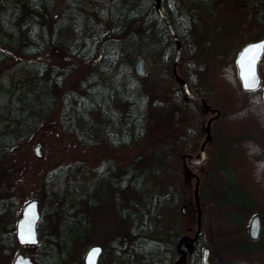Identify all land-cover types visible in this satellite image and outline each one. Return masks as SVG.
<instances>
[{
    "label": "rangeland",
    "instance_id": "obj_1",
    "mask_svg": "<svg viewBox=\"0 0 264 264\" xmlns=\"http://www.w3.org/2000/svg\"><path fill=\"white\" fill-rule=\"evenodd\" d=\"M109 2L86 0V5L97 8L103 14ZM232 3L217 5V15L200 9V23L194 29V37L189 43L181 45L177 64L175 61L171 63L166 74L154 60L149 62L146 57L145 74H137L136 62L142 56L139 55L131 61L132 80L115 74L107 79L106 85L121 84L120 81L126 85L131 81L138 93L146 96L151 105L150 125L142 137L129 144L118 145L111 144L107 137L93 143L80 141L62 126L59 103L30 137L13 147L7 160L0 162V174L3 177L2 185L20 200L17 217H20L23 205L36 198L39 200L40 218L49 229L55 230L68 217H75L76 222L82 224H90V230L82 233L76 247L79 256H82V263L85 264L87 249L93 244H100L103 252L99 261L102 256L105 257L101 264H113L115 254L120 256L117 264H143L129 249L139 234L132 232L131 220L122 212L125 214V210L130 207L135 209L137 205L147 209L156 194H167L170 187L175 185L180 194L178 203L163 209L160 223L163 230L172 233L176 243L182 235L193 236L198 229L194 195L198 182L202 207L201 231L211 249L212 264L238 261L264 264V184L255 183L248 171L253 165L243 153L247 140H257L255 144H259L260 139V145L264 143V120L258 117L254 108L246 113L237 108L238 102L242 106L245 99L250 101L252 98L241 87L236 63L241 47L260 39L264 31L255 24L245 7ZM64 4L65 0H57L55 17H59ZM83 33L93 34V30ZM253 36L255 40H251ZM39 57L51 66L56 65L61 71L68 72L61 93L92 67L58 46L48 48ZM23 59V56L11 52L0 66V75ZM175 70L188 82L190 72L194 82L191 89L208 92L207 101L211 110H206L198 99L185 93ZM259 71L264 79V59L259 63ZM211 117H214L211 123L212 139L205 145L208 158L199 164H193L188 159L187 164L193 170V173H188L184 169L183 156L192 153L195 159L199 157L207 136V122ZM38 143H41L40 154L36 153ZM261 147L264 148V145ZM109 161H113L116 167L111 176L117 188L112 185L108 196L103 197L99 194L104 184L100 170ZM225 164L235 170V193L241 189L253 198L255 204L252 210L234 208L231 202L223 200L222 188L226 178L230 177L223 167ZM130 165L146 171L143 196L136 191L127 193L120 188L125 169ZM159 166H162L160 173L155 169ZM63 168L67 171L63 184L56 188L51 197L48 192L50 183H47L49 174ZM260 178L263 180L264 174H260ZM184 206L186 212H183ZM236 211H240L244 217L242 224L234 219ZM256 213L263 218V232L259 239L253 240L249 235V225ZM79 231L80 228L77 233ZM34 245L19 244L14 256L18 252L32 256L36 250ZM130 254L131 261L121 257ZM179 256L175 249L165 250L162 255L159 252L148 253L146 264H175Z\"/></svg>",
    "mask_w": 264,
    "mask_h": 264
},
{
    "label": "trees",
    "instance_id": "obj_2",
    "mask_svg": "<svg viewBox=\"0 0 264 264\" xmlns=\"http://www.w3.org/2000/svg\"><path fill=\"white\" fill-rule=\"evenodd\" d=\"M223 2L245 7L255 24L264 31V0H161L167 18L161 16L158 0H110L103 14L97 8L87 6L86 0H65L58 18L54 12L57 0H0V66L11 52L24 57L0 75V162L7 160L13 147L30 137L59 103L62 126L80 141L93 143L107 137L111 144L118 145L142 137L150 125L151 105L146 96L140 95L131 81L126 85L123 81L106 85L107 79L115 74L132 80L131 61L139 55L149 62L154 60L166 74L176 60V37L181 45L189 43L200 23V9L217 15V5ZM98 9L101 11L100 7ZM89 29L93 34L85 35L83 32ZM255 39L253 36L251 40ZM53 46L61 47L92 66L62 93L60 89L68 79V72L39 57ZM188 75L193 88L190 72ZM263 82L252 90L244 89L241 84L252 101L245 99L242 106L237 103V108L245 113L254 108L261 120H264ZM193 91L207 99L208 92ZM262 139L264 141V135ZM256 141H245L243 153L253 165L248 171L255 183L263 185L260 174H264V148L261 147L264 143L260 145L258 139L260 143L255 144ZM161 167L155 168L156 172L160 173ZM223 167L230 174L222 188L223 200L239 209L253 206L254 200L247 192L239 188L235 193V170L226 164ZM115 169L113 161H109L100 170L104 184L99 194L103 197L108 196L114 183L111 173ZM125 170L120 182L124 191H136L143 196L146 171L132 165ZM66 173L63 168L49 174V196L53 197L56 188L63 184ZM2 183L0 174V264H10L19 248L16 219L20 200ZM113 186L117 188L115 183ZM179 195L178 187L172 185L167 194H156L147 209L137 205L135 209L125 210L133 225L132 232L139 234L129 248L131 253L135 252L134 256H138L139 263L148 262V253L162 255L165 250L175 249V237L162 229L160 220L164 208L177 205ZM233 215L236 222L243 223L240 211ZM45 225L40 218V240L32 253L35 264H84L76 247L82 233L90 230V224L68 217L55 230ZM192 256L193 264H202L200 244L192 250ZM103 257L99 264L103 263ZM121 257L132 260V254ZM118 258L120 256L115 254L116 264Z\"/></svg>",
    "mask_w": 264,
    "mask_h": 264
},
{
    "label": "water",
    "instance_id": "obj_3",
    "mask_svg": "<svg viewBox=\"0 0 264 264\" xmlns=\"http://www.w3.org/2000/svg\"><path fill=\"white\" fill-rule=\"evenodd\" d=\"M157 6H158V9H159L161 16L167 18V15L165 14L163 9L161 8V0H158ZM176 40H177V55H176L175 65L177 64V61L180 57V52H181V44H180L179 40L177 39V37H176ZM260 41H264V35L260 39L246 43L240 49V51L237 55V58H236V63L238 66V75H239L242 87L244 89H247V90H252V89L246 88L244 86L243 75H242L243 68L241 66V59L244 58L245 49L247 48L248 45L258 43ZM256 55H257L256 72H257V76H258V86L253 88V89L258 88L262 83V76H261L260 71H259V62L261 61V59L264 56V51H260ZM135 70H136L137 74H140V75L145 74L146 67H145V57L144 56H140L138 58V60L136 62ZM175 75H176L177 80L183 84L185 93L188 96L198 99L206 110L212 109L210 104L208 103L207 99L203 96H196L195 93L193 92V90L191 89L189 82L185 78H183L182 76L178 75L176 70H175ZM263 97H264V93H263ZM213 119H214V117H211L207 122V126H206L207 136H206V139L201 146L199 157L197 159H195L193 154H188V155L185 154L183 156L184 169L188 173H193V170L186 162L187 156L193 160L192 162L194 164L203 163L207 158V153L205 152V145H206V142L209 141L211 139V136H212V134H211V123H212ZM40 145H41V143H38L36 145V153L37 154H40V152H39V146ZM194 195H195L196 204L198 206V229L196 231V235L194 236V237H196V236H198L199 232L201 231V208H200V196H199V183L198 182L195 185ZM183 209L185 211L186 207L184 206ZM40 217H41V212L39 209V200L38 199H36V198L31 199L23 205L22 213H21V215L18 218L17 223H16V237H17V241L19 244H21V245L37 244L39 242L40 239H39V232H38V223H39ZM260 230H261V217L259 214H256L252 218L251 223H250V235H251V237L257 238L260 234ZM31 236L35 237L34 241H32L31 239H25V238L31 237ZM184 237L188 238L189 236H184ZM97 249H98V251H94ZM102 252H103L102 245H100V244L91 245L85 253V257H84L85 264H99V262H100L99 260H100ZM209 254H210V248L205 247L204 251H203V261L205 264H209ZM12 264H35V261L31 255L25 254L23 252H18L14 256Z\"/></svg>",
    "mask_w": 264,
    "mask_h": 264
},
{
    "label": "flooded vegetation",
    "instance_id": "obj_4",
    "mask_svg": "<svg viewBox=\"0 0 264 264\" xmlns=\"http://www.w3.org/2000/svg\"><path fill=\"white\" fill-rule=\"evenodd\" d=\"M194 92V91H193ZM195 93V92H194ZM195 95L196 96H200V95H197L196 93H195ZM190 97V96H189ZM192 98V97H191ZM193 99H195V98H193ZM212 134V133H211ZM211 139H212V136H211ZM210 139V140H211ZM209 140V141H210ZM209 141H207V142H209ZM206 142V143H207ZM201 150V149H200ZM188 154H192V153H187V155ZM193 156H194V154H193ZM195 158V157H194ZM207 158H208V156H207ZM207 158H206V160H207ZM190 160L191 162L193 161L191 158H189L188 156L186 157V162H187V160ZM205 160V161H206ZM204 161V162H205ZM115 183V182H114ZM114 183H112L111 184V186L114 184ZM116 185V184H115ZM114 188H115V186H114ZM120 188L123 190V188H122V186H120ZM120 200V199H119ZM228 202V201H227ZM195 203H196V200H195ZM174 207V206H173ZM233 207L234 208H239V207H237V206H235V205H233ZM196 208H197V215H198V206H197V204H196ZM200 208H201V216H202V207H201V199H200ZM253 209V206H251V207H240V210H248V211H250V210H252ZM183 212H186V209H185V211H184V209H183ZM256 214H259V213H256ZM256 214H254L253 215V217L256 215ZM122 215H125L123 212H122ZM260 215V217H261V230H260V234H259V236L257 237V238H253V237H251V235H250V225H249V235H250V237H251V239H253V240H257V239H259L260 238V236H261V234H262V232H263V218H262V216H261V214H259ZM252 217V218H253ZM202 220V219H201ZM252 220V219H251ZM238 224H242V223H239V222H237ZM251 223V222H250ZM189 229H191V227L189 228ZM196 235V232L194 233V235L192 236V235H190V234H184V235H182L180 238H179V240H178V242H176V247H175V251L178 253V254H180V256H179V258H178V260L176 261V263L175 264H193L194 263V259H193V256H192V250L194 249V248H196V246L198 245V244H200V247H201V261H202V264H205L204 263V261H203V251H204V248L205 247H208L207 246V243H206V241H205V239H204V237H203V233H202V231H200L199 232V234H198V236H196V237H194ZM184 236H189L188 238H185ZM183 238V239H182ZM247 248H253L252 250H254L255 249V247H247ZM210 256H211V249H210V254H209V264H212V262H211V259H210ZM188 257H190L191 259L190 260H188L189 258ZM217 264H219V262H217ZM221 264V263H220ZM232 264H245V262L244 261H238V262H234V263H232ZM246 264H249V263H246Z\"/></svg>",
    "mask_w": 264,
    "mask_h": 264
},
{
    "label": "snow or ice",
    "instance_id": "obj_5",
    "mask_svg": "<svg viewBox=\"0 0 264 264\" xmlns=\"http://www.w3.org/2000/svg\"><path fill=\"white\" fill-rule=\"evenodd\" d=\"M260 51H264V41L250 44L245 49L244 58L241 59V66L243 68V82L244 86L249 89H253L258 86V76L256 72V60ZM25 239L35 240L34 236L27 237ZM94 251H98L94 250Z\"/></svg>",
    "mask_w": 264,
    "mask_h": 264
}]
</instances>
